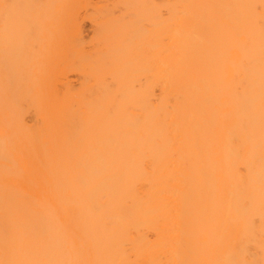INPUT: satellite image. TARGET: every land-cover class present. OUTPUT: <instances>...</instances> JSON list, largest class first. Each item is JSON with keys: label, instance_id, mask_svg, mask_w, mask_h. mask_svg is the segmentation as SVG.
I'll return each mask as SVG.
<instances>
[{"label": "bare ground", "instance_id": "obj_1", "mask_svg": "<svg viewBox=\"0 0 264 264\" xmlns=\"http://www.w3.org/2000/svg\"><path fill=\"white\" fill-rule=\"evenodd\" d=\"M0 264H264V0H0Z\"/></svg>", "mask_w": 264, "mask_h": 264}]
</instances>
